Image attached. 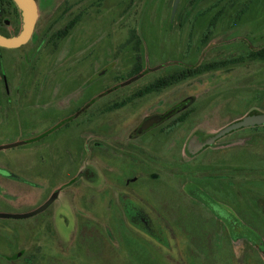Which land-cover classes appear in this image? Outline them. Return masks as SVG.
I'll use <instances>...</instances> for the list:
<instances>
[{
	"label": "rangeland",
	"instance_id": "1",
	"mask_svg": "<svg viewBox=\"0 0 264 264\" xmlns=\"http://www.w3.org/2000/svg\"><path fill=\"white\" fill-rule=\"evenodd\" d=\"M35 1L37 21L30 40L16 49L0 48V215L30 213L57 185L77 178L76 165L65 159L59 145L65 143L67 153L73 152V132L81 130L78 137H85L91 131L84 119L94 109L88 110L85 100L77 103L86 89L102 107L124 102L113 113L121 118L114 122L120 136L121 127L133 128L144 116L159 117L155 114L193 99L178 114H189L187 120L167 130L173 134L166 140L158 135L159 126L135 139L153 151L167 141L161 156L147 154L151 168L142 158L136 166L143 174L153 172L158 177L142 176L131 184L146 210L139 213L134 206L127 212L154 233L157 221L158 244L133 229L122 234L112 213L117 209L111 206L108 214L107 196L96 201L94 190L102 196L103 190L112 188V197L129 191L111 181L110 177L119 176L117 172H124L122 180L133 177L130 163L106 171L105 162L99 161L97 186L65 190L67 200L71 196L82 201L76 204L81 211L77 215L86 221L84 226L92 227L79 226L62 240L51 229V207L15 222L24 227L33 224L36 237L29 240L27 250L36 264H264V125L232 131L194 156L185 153L194 129L213 135L244 116L264 113V60L230 65L158 93L133 97L181 69L264 49V0H239L235 9L221 0L218 9L227 12L211 28L218 0H180L172 17L173 0ZM242 2L247 8L237 19L235 11ZM2 10L5 32L18 34L23 24L20 10L15 4L0 6ZM74 17L72 30L56 40V32ZM136 67L145 75L128 83L113 82L117 74L132 78ZM113 85L119 87L104 91ZM73 103L76 106L69 112H61ZM54 140L57 145L47 146ZM192 195L213 201L224 224ZM120 202L125 210L127 198ZM230 218L246 229H235L239 238L233 239L227 227ZM14 240L20 241L15 235L0 234V264H15L4 257L6 242Z\"/></svg>",
	"mask_w": 264,
	"mask_h": 264
},
{
	"label": "flooded vegetation",
	"instance_id": "2",
	"mask_svg": "<svg viewBox=\"0 0 264 264\" xmlns=\"http://www.w3.org/2000/svg\"><path fill=\"white\" fill-rule=\"evenodd\" d=\"M131 73V72H130ZM129 73V75H130ZM130 79L126 80L122 76L116 75L115 80L113 81L114 83L118 84V80L122 79L121 82H126L128 83L131 79H134L137 76L145 75V73H142L139 68H135L132 70ZM162 78V77H161ZM160 79V78H159ZM120 82V81H119ZM120 82V83H121ZM153 83V82H152ZM152 83L148 84L145 86L143 89L136 91L133 94L134 98H140L148 94L152 93H158L159 91L139 95L141 91H143L146 87L150 86ZM122 85V84H121ZM6 86V84H5ZM123 86V85H122ZM174 86V85H173ZM117 85L109 86L107 89L104 91H114L117 89ZM172 87V86H171ZM103 89H101L102 91ZM91 89H86L85 93H82L80 98L77 100V103H81L82 100H85V106L88 110H91L92 108L94 110L91 111V115L86 117L84 119V122L89 125V128L91 131H88L89 133L84 137H78L79 134L83 133L81 130L73 132L75 134V147L73 152H68L66 151V146L64 144H60L59 146L64 148L65 151V159L69 158L72 162L73 165H76L75 169V174L77 176L76 179H72L71 181H68V183H65L63 185H57L56 188L52 189L47 196L42 200V205L44 203H47V206L45 209H48L51 207V211L49 214V222H51V229L53 230L54 235L57 237L61 238L63 240L62 236H67L69 239V234L73 232V230H77L79 226L81 228L83 227H92V224L85 225L86 221L82 220L83 218L79 217L78 215H81V211L76 209L77 208V203L82 202L79 199L78 202L76 200H73L70 196V201L67 200V195H65V190L68 188H71L73 186H81L88 184L90 186L98 185L99 181V171H98V163L99 161H104L106 168L104 170L108 171L107 169L112 168V170H116L115 166H122L123 164H132L133 167L131 168L133 171V177L129 179H121L119 172V176H112L110 177L111 181L114 182L115 184H120V186L125 189H128L129 191H120L117 194H115V197L110 192H114V189L112 188H106L103 190L104 194L102 196H99L97 193V190H94L93 195H96L97 197L95 198L96 201L97 199H100L98 197L104 198L107 196V203H108V214H111V209L116 208L117 210L112 211L113 216L117 217L119 219V224H121L120 227V232L122 234H127L129 233L130 229L135 230L137 233L144 235L148 237L150 240L158 244V236L159 234V227L156 219L151 218L153 221H156V226H155V233L153 231H149L146 227H143L141 225L139 220H132L130 217L127 215V212L134 210V206H136V210L140 213V209L146 210L142 205H141V199L139 198V192L137 189H135V185L132 187L131 184L136 183L140 180H142V176L144 177H149L151 180H156L158 179L157 175L155 173L150 172V173H145L143 174L141 171V167L137 169V165H140L141 161L140 159L142 158L143 161H145L146 166L148 165L149 168H151L152 165L148 163L147 160V154H153L154 156H161L163 154V149L165 147L166 149V143L167 141L166 138H168L170 135L173 134V132L167 131L169 129H173L177 127V124L182 123L187 120V115L186 119L182 122L179 121L180 117L182 115L178 116V114L181 111L186 110L190 104H192L193 99L192 98H187L185 100H182L180 103L177 105H174L173 107L167 109L164 112H160V114H155L160 117V120L158 123L152 124L150 127L144 130H140V127L142 123L150 118V117H157V116H144L143 118L139 119L137 123H135V126L132 128V126L126 127L124 130V127H121L123 131V135L120 136L119 132H116L115 127H114V122L118 120L120 117H114L119 114H113L115 111H120L124 107V102H121L120 104L117 103H112L111 105H107L106 107H102L100 104L96 103V95H89ZM87 93V94H86ZM106 93V92H104ZM104 93H101L104 95ZM89 97V98H88ZM76 106V103L72 104L71 106L64 108L61 112L65 113L69 112L72 108ZM78 107L76 111L78 112ZM148 117V118H147ZM121 120V118H120ZM82 123V122H80ZM153 126H159V133L158 135H164L163 137L165 138L164 141H162L160 144V147L158 150L154 149L152 150V146H146L143 143L136 142L135 139L140 136L142 133L146 132ZM77 128V127H76ZM101 128V131H100ZM104 128V130H102ZM166 130V131H164ZM48 133V132H46ZM200 136V137H199ZM212 135L206 134L205 131H202L200 129H194L190 137L188 138V141L185 146L186 154L189 155L187 151V144L192 138H195L194 142L192 143L191 147H195L197 144L204 142L207 138L211 137ZM155 136H151V138H154ZM156 139V138H155ZM154 139V140H155ZM57 145V141H51L47 144V146H54ZM207 147L202 148L201 150L205 149ZM200 150V151H201ZM199 151V152H200ZM197 152L196 154H198ZM170 153V152H169ZM133 154V155H132ZM171 154V153H170ZM194 154V155H196ZM129 155H132L133 158H135L134 162L131 159ZM193 155V156H194ZM69 159L66 160V162H69ZM139 160V161H138ZM70 165V162H69ZM147 166V167H148ZM115 168V169H114ZM130 168V166H129ZM120 169H122L120 167ZM117 171V170H116ZM90 175H89V173ZM125 180V181H124ZM78 182V183H76ZM119 182V183H118ZM122 182V183H121ZM87 187V185H86ZM59 188V189H58ZM135 190V193L130 192V190ZM94 197V196H93ZM121 197H126L127 198V206L126 209L124 210L123 205H121L120 198ZM76 199V197H74ZM76 207L73 210L72 207L74 204ZM41 205V206H42ZM112 206V208H111ZM115 206V207H114ZM39 208V207H38ZM80 211V212H79ZM143 211V210H142ZM114 213H117L118 215L115 216ZM78 214V215H77ZM8 215V214H5ZM18 215V214H17ZM20 215V214H19ZM24 215V214H21ZM143 218L146 219L145 213L142 214ZM32 216V215H31ZM28 216V217H31ZM28 217H2L0 216V234H11L15 235L18 240H14L11 243L6 242L5 247L6 250L8 251V255L4 256L5 260H11L15 264H36L34 255L30 253L27 249L28 247V242L32 238L36 237L33 236V224L30 225H25L24 226H18L15 222L23 219H28ZM136 219H139V216L137 215L135 217ZM141 218V217H140ZM74 220V221H73ZM141 220V219H140ZM91 222V221H89ZM83 226V227H82ZM161 227V226H160ZM97 230V229H96ZM94 234V233H93ZM98 234V233H96ZM66 244V241L63 243ZM94 245L91 246V249H93Z\"/></svg>",
	"mask_w": 264,
	"mask_h": 264
},
{
	"label": "trees",
	"instance_id": "3",
	"mask_svg": "<svg viewBox=\"0 0 264 264\" xmlns=\"http://www.w3.org/2000/svg\"><path fill=\"white\" fill-rule=\"evenodd\" d=\"M238 1L239 0H226V2L229 3V6L233 7L232 9H235V6L238 5ZM250 0H246V2H249ZM220 2L221 0H218L217 3H215V5L213 6V8L217 9L216 12V16H214L212 18V21H210L209 27H214L215 22L217 21V19L219 17H221L220 15H224L227 10L224 9L223 7L218 9V7L220 6ZM13 6L14 2L12 0H0V6L1 7H5V6ZM245 2H242L240 4V9L235 11L236 14V18L240 19L242 13L244 12V9L247 8V5ZM228 6V8H229ZM245 6V8H244ZM3 14L4 11L2 10V12H0V34L4 35V36H9L6 32H5V28H4V24H3ZM77 22V18H73L72 20H70L64 27L62 30H59L56 32V36L59 38H56V40H60L63 39L61 37H65L74 27V25ZM207 35V34H205ZM204 35V38L207 39V36ZM254 60H264V49L261 50H257V51H250L247 55L245 56H239L237 58H232V59H227V60H218V61H212V62H208V63H204V64H199L195 67H190V68H185V69H181L178 72H175L171 75L162 77L160 79L155 80L150 86L146 87L143 91L140 92L139 95H143V94H147V93H151V92H155V91H159L168 87H171L173 85H177L178 83L184 82L190 78H196L205 74H209L211 72L214 71H218L219 69H223L225 67H229L230 65H238L241 64L245 61H254ZM187 113L183 114L179 121L182 122L186 119L187 117ZM202 185V184H201ZM205 186V185H202ZM200 194V193H199ZM201 195V194H200ZM196 200L199 201V203L201 204H205V207L208 209L210 208V212L211 214L214 216V218L216 220H220L222 222V224H224V218H222L221 213L219 214L216 210H214V207H216V205L210 201L206 202L203 201L200 196L196 197L194 195H192ZM229 224H227V227L230 229L231 233L233 234V239L239 238V235L236 233L237 230H235L237 227L240 228L241 230H246L245 227L240 224L239 222H237V220H234L233 218L229 219ZM236 226V227H235ZM255 238H257L255 236ZM258 240V244L261 245V241L260 238H257ZM252 243V242H251Z\"/></svg>",
	"mask_w": 264,
	"mask_h": 264
},
{
	"label": "water",
	"instance_id": "4",
	"mask_svg": "<svg viewBox=\"0 0 264 264\" xmlns=\"http://www.w3.org/2000/svg\"><path fill=\"white\" fill-rule=\"evenodd\" d=\"M16 7L20 10L22 14V28L20 32L14 36H4L0 34V48L1 49H16L25 45L30 38L32 37L36 21H37V5L35 0H12ZM180 0H173L171 6V17L174 15L176 8L178 7ZM160 120L159 117H150L146 119L140 130L147 129L152 124L158 123ZM264 125V113L247 115L241 118L238 121L233 122L232 124L222 128L217 133L213 134L211 137L207 138L204 142L197 144L195 147H191L192 143L195 141V138H192L187 144V151L190 155H194L199 152L202 148L213 145L218 139L227 135L232 131H236L241 128L254 127ZM18 144H13L16 146ZM47 206V203H44L42 206L36 210L24 214V215H0L2 217H28L43 211Z\"/></svg>",
	"mask_w": 264,
	"mask_h": 264
},
{
	"label": "crops",
	"instance_id": "5",
	"mask_svg": "<svg viewBox=\"0 0 264 264\" xmlns=\"http://www.w3.org/2000/svg\"><path fill=\"white\" fill-rule=\"evenodd\" d=\"M139 195H140V193H139Z\"/></svg>",
	"mask_w": 264,
	"mask_h": 264
}]
</instances>
